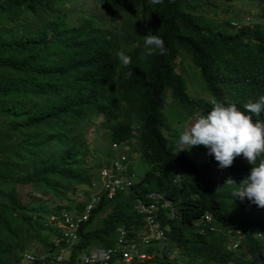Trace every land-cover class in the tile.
Wrapping results in <instances>:
<instances>
[{"label": "trees", "instance_id": "trees-1", "mask_svg": "<svg viewBox=\"0 0 264 264\" xmlns=\"http://www.w3.org/2000/svg\"><path fill=\"white\" fill-rule=\"evenodd\" d=\"M97 1L119 21L107 27L83 14L70 23L53 13L61 0H0V264H21L25 253L52 257L60 246L63 261L72 264L93 245H112L117 227L148 255L135 264H178L167 258V241L184 264H264V209L233 198L234 186L224 185L227 178L239 185L251 165L240 157L226 169L212 156L195 162L161 131L166 95L189 107L192 116L206 114L215 101L243 110L246 102L264 96V20L252 27L247 22L232 27L239 17L220 24L201 13L203 0ZM24 16L36 24L23 27ZM149 33L164 40L166 55L142 58L143 36ZM117 50L131 57L129 68L121 66ZM179 53L198 69L208 97L188 93V80L175 69ZM96 115L106 126L109 149L133 139L113 157L124 163L125 173L131 175L135 153L148 168L114 196L100 192L69 246L56 219L64 212L81 214L90 197L93 163L83 126ZM254 119L264 120V111ZM20 188L33 192L23 198ZM149 191L170 200L157 205L164 240L138 235L143 219L132 201L148 203ZM204 210L217 229L199 233ZM232 228L243 234L238 247L245 251L227 243L225 233ZM29 242L37 248H28Z\"/></svg>", "mask_w": 264, "mask_h": 264}, {"label": "clouds", "instance_id": "clouds-1", "mask_svg": "<svg viewBox=\"0 0 264 264\" xmlns=\"http://www.w3.org/2000/svg\"><path fill=\"white\" fill-rule=\"evenodd\" d=\"M151 3L160 4L162 0H151ZM241 21L232 20V27L238 28L242 23ZM143 39L144 54L142 58L146 59L148 56L156 54H167L165 42L160 36L149 33L143 36ZM115 55L122 67L129 68L132 64L131 57L124 50H117ZM126 77H132L131 70L126 73ZM262 111H264V96H261L256 102L249 100L243 105V110L236 103L215 101L206 114L198 112L193 116L189 125L180 132L178 146H180V151H190L194 146L205 147V156L202 162H208L212 156L221 169L231 167L237 157L245 159L251 165L249 174L239 185L231 178H227L224 185L234 186L231 191L233 198L238 197L241 200L247 198L257 208L264 209V120L254 119V116L259 117ZM176 173H174V178L178 179L180 175L177 173L178 178H176ZM220 173L221 170L217 172V175ZM164 198L168 199L167 197ZM168 201L170 203L169 199ZM168 215H172L171 208ZM198 219L196 228L199 233L217 229L216 225L212 223L214 220L210 217L208 210H204ZM233 230V233L228 230L225 237L229 246L237 249L240 248L238 246L243 234L238 228ZM163 235L161 240L165 239L164 231ZM74 240L75 237L71 240L70 245ZM94 246L100 245L91 247ZM86 251L80 253L78 258ZM146 256L148 255L146 254Z\"/></svg>", "mask_w": 264, "mask_h": 264}, {"label": "rangeland", "instance_id": "rangeland-1", "mask_svg": "<svg viewBox=\"0 0 264 264\" xmlns=\"http://www.w3.org/2000/svg\"><path fill=\"white\" fill-rule=\"evenodd\" d=\"M261 3L264 1L259 0H203L201 5V13L205 16L211 18L214 22L224 23L223 20L227 18H241V22L246 21L250 27L254 25V22H262L264 16L259 15L261 10ZM58 11L63 18H65L70 23L75 22L76 18L81 15H95L103 23H106L107 27H111L115 22L119 21L120 17H113L106 11L100 8L97 0H61V3H55L53 6V13ZM236 14L237 16H234ZM29 16V15H28ZM30 17V16H29ZM27 16H24L19 24L23 27H27L30 24H36V22L29 20L26 21ZM30 22V23H29ZM143 23V22H142ZM119 26V25H117ZM14 27V26H13ZM112 29V28H111ZM175 69L178 71L185 79L188 80L187 89L188 93L194 98H205L208 97L207 91L205 89L204 83L198 73V69L188 56L179 53L175 58ZM189 107H185L178 102H176L171 96L165 97V102L163 104V113L166 119V127L162 128L163 135L167 136L170 140L174 141L176 144V149H180L178 146V137L180 132L189 125L193 116L189 114ZM84 128V139L90 147V154L92 158L90 162L93 163L92 169V180L93 184L92 190H99L100 178L98 176V168L100 169L104 166H108L110 160L119 155V153H124V149L130 148L133 144L131 140L127 139L122 145L115 148H110L109 138L104 134L106 131V126L102 123L100 115H96L88 120L83 126ZM112 146V145H111ZM127 146V147H125ZM125 147V148H124ZM205 147L194 146L190 151H183L188 156H190L195 162H202L205 156ZM122 151V152H121ZM91 164V163H90ZM90 166V165H88ZM131 171L133 173L132 178L134 180L138 179L142 173L148 168V163L143 160L137 153L133 156L130 161ZM32 190L30 188H20V195L26 198L28 193ZM33 192V191H32ZM71 195L72 193L69 192ZM50 205V204H49ZM51 219V218H50ZM98 225V217H94L91 221V226ZM55 240V239H54ZM30 246L28 248L35 249L37 244L33 242L28 243ZM165 252L167 258L178 264H184L182 260V255L178 254V249L175 245H171L168 241L166 242ZM239 249L245 251L243 246ZM21 264H28V261L21 258Z\"/></svg>", "mask_w": 264, "mask_h": 264}, {"label": "built area", "instance_id": "built-area-1", "mask_svg": "<svg viewBox=\"0 0 264 264\" xmlns=\"http://www.w3.org/2000/svg\"><path fill=\"white\" fill-rule=\"evenodd\" d=\"M120 157L122 158L123 154ZM124 169V163L119 161L118 158H112L107 167L103 165L100 169L101 188L90 193L82 213L72 217L64 212L62 219H56V222L64 227L63 235L66 243L70 244L71 240H73L79 222L87 218L92 206L98 201L100 192H103L106 197H112L117 189H126L130 185L133 174L131 173L128 176ZM175 176L178 178L177 173ZM148 195L151 197L148 203L141 201L139 198H135L132 201L133 208L141 214L143 219V225L138 229V235L143 240L163 238V230L159 220L156 218L157 205L162 206L169 203V201L159 192L149 191ZM50 218L55 220L53 216H50ZM117 230L118 234L115 236L112 245L91 247L73 264H135V261L141 260L146 256L143 250H139L137 243L125 235V230L122 227H117ZM58 240V238L55 239L54 243H58ZM63 251V246H60L52 257H48L43 253L37 255L25 253L24 259L30 262L36 260L37 264H66L63 261Z\"/></svg>", "mask_w": 264, "mask_h": 264}]
</instances>
